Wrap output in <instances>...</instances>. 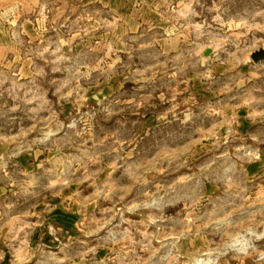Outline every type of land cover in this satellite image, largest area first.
I'll list each match as a JSON object with an SVG mask.
<instances>
[{"label":"rangeland","instance_id":"374dc122","mask_svg":"<svg viewBox=\"0 0 264 264\" xmlns=\"http://www.w3.org/2000/svg\"><path fill=\"white\" fill-rule=\"evenodd\" d=\"M261 48L264 0H0L10 264H264Z\"/></svg>","mask_w":264,"mask_h":264},{"label":"crops","instance_id":"0c3cea01","mask_svg":"<svg viewBox=\"0 0 264 264\" xmlns=\"http://www.w3.org/2000/svg\"><path fill=\"white\" fill-rule=\"evenodd\" d=\"M8 235V232H6ZM3 240V239H2ZM8 249V244L3 243L0 245V264H10L9 262V253L6 251Z\"/></svg>","mask_w":264,"mask_h":264},{"label":"water","instance_id":"95a60500","mask_svg":"<svg viewBox=\"0 0 264 264\" xmlns=\"http://www.w3.org/2000/svg\"><path fill=\"white\" fill-rule=\"evenodd\" d=\"M252 58H253L254 62L263 60L264 59V48H261L257 51H254V53L252 54Z\"/></svg>","mask_w":264,"mask_h":264},{"label":"bare ground","instance_id":"6f19581e","mask_svg":"<svg viewBox=\"0 0 264 264\" xmlns=\"http://www.w3.org/2000/svg\"><path fill=\"white\" fill-rule=\"evenodd\" d=\"M203 262V261H202ZM200 264V263H199Z\"/></svg>","mask_w":264,"mask_h":264}]
</instances>
